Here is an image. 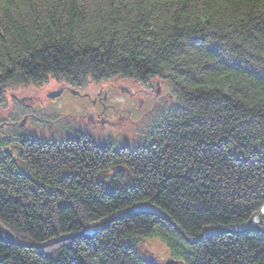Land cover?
<instances>
[{
  "label": "trees",
  "instance_id": "trees-1",
  "mask_svg": "<svg viewBox=\"0 0 264 264\" xmlns=\"http://www.w3.org/2000/svg\"><path fill=\"white\" fill-rule=\"evenodd\" d=\"M49 77L71 88L169 80L174 102L140 148L84 137L0 150V224L19 239L78 233L138 202L194 238L264 207V0H0V102ZM153 238L167 260L148 257ZM157 263L264 264V221L196 244L144 211L40 251L0 233V264Z\"/></svg>",
  "mask_w": 264,
  "mask_h": 264
},
{
  "label": "rangeland",
  "instance_id": "rangeland-1",
  "mask_svg": "<svg viewBox=\"0 0 264 264\" xmlns=\"http://www.w3.org/2000/svg\"><path fill=\"white\" fill-rule=\"evenodd\" d=\"M48 79L38 85L6 88L0 102V149L24 139L60 142L84 137L114 150L136 149L152 136L151 120L174 102L169 80L160 83L162 95L156 105L150 88L135 80L115 77L71 88ZM152 85L159 89V84ZM122 87L134 92L133 97L123 94ZM104 179L108 184V178ZM143 247L153 253L148 257L163 261L169 257L159 239L146 240Z\"/></svg>",
  "mask_w": 264,
  "mask_h": 264
},
{
  "label": "water",
  "instance_id": "water-1",
  "mask_svg": "<svg viewBox=\"0 0 264 264\" xmlns=\"http://www.w3.org/2000/svg\"><path fill=\"white\" fill-rule=\"evenodd\" d=\"M105 184L107 185V182H104V185ZM136 211H148V212H151V213L161 217L163 220H165L170 225H172L174 227V229L176 230V232L184 240H186L190 244L202 242L203 240L210 238L214 235L243 233V232H246V231L253 229L254 224H256V223H254V219L264 221V212L262 210H260V211L255 212L251 216V219L249 221H247L245 224H241V225H237V226H233V227L207 226V227H204L202 229L201 233L197 237L189 238L172 221V219L166 213H164L161 209H159L155 205H151L150 203L143 202V203L133 204L130 207L125 208L123 210H120L113 215H110V216H108V217H106L100 221L94 222V223L86 226L81 232L62 235V236H59L57 238L49 239L48 241L43 242V243H31V242L20 240L18 237L13 235L8 229H6L2 224H0V233H1L2 237L5 240H8L12 245L22 247V248H29V249H34V250L40 251L46 247H50V246L58 244L60 242L69 241V240H73V239L84 237V236H92V235H94V233H97L100 230L107 227L108 225L112 224L115 220H117V219H119V218H121L127 214L136 212Z\"/></svg>",
  "mask_w": 264,
  "mask_h": 264
},
{
  "label": "flooded vegetation",
  "instance_id": "flooded-vegetation-1",
  "mask_svg": "<svg viewBox=\"0 0 264 264\" xmlns=\"http://www.w3.org/2000/svg\"><path fill=\"white\" fill-rule=\"evenodd\" d=\"M160 83H162L161 81H157V82H155V84L156 85H158L159 84V86H158V90L157 89H155L154 90V87H153V83L150 81V82H147V83H142V85H143V87L144 88H147V87H149L150 88V91H152L151 92V96H150V98H151V100H153V103L154 104H158V102H157V99H159L160 98V96L162 95V93H161V87L160 86H162ZM121 92L123 93V94H125L126 96H129V97H133V95H134V92H132L130 89H128L127 87H122V90H121ZM155 105V106H156ZM75 139V138H74ZM80 139V138H79ZM73 140V139H72ZM58 141H45V140H37V139H32V140H28V139H24V140H20L18 143H16V144H10L9 145V147H8V151H10V152H12V153H14V152H18V151H22V149H23V147H24V145L26 146H28V144H32V143H35L36 145H39V146H44V144L45 143H57ZM62 142V141H61ZM65 142H67V141H65ZM43 144V145H42ZM1 151H6L7 149H0ZM14 151V152H13ZM103 174V173H102Z\"/></svg>",
  "mask_w": 264,
  "mask_h": 264
},
{
  "label": "bare ground",
  "instance_id": "bare-ground-1",
  "mask_svg": "<svg viewBox=\"0 0 264 264\" xmlns=\"http://www.w3.org/2000/svg\"><path fill=\"white\" fill-rule=\"evenodd\" d=\"M157 81H161V82H163L162 80H159L158 78H155V79H153V80H151V82L152 83H154V82H157ZM43 83H45V82H43ZM155 108V107H154ZM160 113L158 114L157 113V116H155L154 117V119H159L160 118ZM153 127L155 126L153 123H152V120H151V123H150ZM128 130V129H127ZM127 135V134H126ZM125 135V136H126ZM128 136H126V138H127ZM70 140H72V139H67V140H65V141H67V142H69ZM143 144V143H142ZM141 144V145H142ZM141 145H139V148L141 147ZM136 148V147H135ZM118 150H120V148L118 149ZM105 177H103V174L100 172V173H98L97 175H96V182H97V184H101V185H104V182H106V180L104 179ZM105 186H108V184L106 185L105 184ZM138 203H143V202H138ZM146 203H150V202H146ZM136 204V203H135ZM151 205H154V204H152V203H150ZM260 210H262L263 212H264V207H262ZM259 210V211H260ZM144 212H148V211H144ZM149 213H151V212H149ZM153 214V213H152ZM254 214V213H253ZM252 214V215H253ZM155 215V214H154ZM157 216V215H156ZM250 219H251V217H250ZM249 219V220H250ZM257 222V220L256 219H254V223H256ZM261 221H258L256 224H254V226H253V228L255 227V226H257L259 223H260ZM246 223V222H245ZM245 223H243V224H245ZM92 224V223H91ZM90 225V224H89ZM88 226V225H87ZM172 226V225H171ZM237 226V225H236ZM173 227V226H172ZM207 227V226H206ZM212 227H215V226H212ZM225 227H233V226H225ZM106 228V227H105ZM174 228V227H173ZM103 230V229H102ZM101 231V230H100ZM99 231V232H100ZM98 233V232H97ZM94 234H96V233H94ZM14 235V234H13ZM214 236H216V235H214ZM57 238V237H56ZM153 239H155V238H153ZM21 240V239H20ZM150 240V239H149ZM28 242V241H27ZM166 260H167V258H166ZM163 261V260H162ZM157 264H164V263H157Z\"/></svg>",
  "mask_w": 264,
  "mask_h": 264
}]
</instances>
